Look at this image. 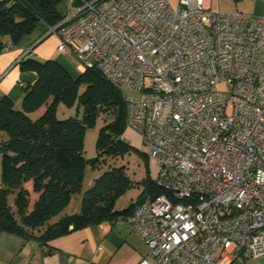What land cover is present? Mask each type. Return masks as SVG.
Returning a JSON list of instances; mask_svg holds the SVG:
<instances>
[{
	"label": "built area",
	"instance_id": "1",
	"mask_svg": "<svg viewBox=\"0 0 264 264\" xmlns=\"http://www.w3.org/2000/svg\"><path fill=\"white\" fill-rule=\"evenodd\" d=\"M49 33L123 91L158 165L163 192L126 218L149 247L138 264H219L220 248L264 261V16L92 0Z\"/></svg>",
	"mask_w": 264,
	"mask_h": 264
},
{
	"label": "trees",
	"instance_id": "2",
	"mask_svg": "<svg viewBox=\"0 0 264 264\" xmlns=\"http://www.w3.org/2000/svg\"><path fill=\"white\" fill-rule=\"evenodd\" d=\"M63 1L0 0V39L9 38L12 45H17L40 21L49 28L58 25L66 16L58 10ZM84 1L92 0L73 3L80 6ZM20 68L34 72L36 80L24 87L21 108L8 96L0 100V233L45 243L85 225L129 216L138 204L163 192L153 179L144 178L138 200L126 209L116 210L117 200L135 184L123 167L115 165L83 191L88 165L84 155L87 127L99 117L109 118L99 133V158L107 155L115 159L132 148L121 139L127 128L123 91L98 68H87L73 76L55 59L30 56L20 60ZM60 103L68 107L79 103L82 117L59 118ZM43 106L44 111L37 114ZM32 113L38 117L32 118ZM75 193H82L80 211L62 214Z\"/></svg>",
	"mask_w": 264,
	"mask_h": 264
},
{
	"label": "crops",
	"instance_id": "3",
	"mask_svg": "<svg viewBox=\"0 0 264 264\" xmlns=\"http://www.w3.org/2000/svg\"><path fill=\"white\" fill-rule=\"evenodd\" d=\"M169 1L179 4L180 0ZM70 2L71 0H64L58 5V10L67 14ZM206 5L212 11L264 16V0H206ZM50 36L48 25L40 21L17 45H12L9 38L0 39V100L8 96L16 105L22 104L24 87L36 80L34 72L20 68V60L27 56L41 60L55 59L70 73L76 64L78 71L83 72L84 68L75 56L58 49L59 37ZM44 108L45 106L41 107L37 114L42 113ZM95 178L89 180L86 188L83 185V191L93 184ZM139 188L142 189L143 185H139ZM124 194L117 200L116 210L128 208L139 197L125 199ZM80 209L79 197L78 203L73 206L71 200L62 214L78 213ZM126 218L127 215L116 216L97 224L85 225L45 243L38 239L2 232L0 264H138L144 258L150 259L148 244L139 233L132 230ZM217 255L219 264H264L261 259L224 253L223 248L218 250Z\"/></svg>",
	"mask_w": 264,
	"mask_h": 264
},
{
	"label": "rangeland",
	"instance_id": "4",
	"mask_svg": "<svg viewBox=\"0 0 264 264\" xmlns=\"http://www.w3.org/2000/svg\"><path fill=\"white\" fill-rule=\"evenodd\" d=\"M171 4L173 6H177L178 4L174 1H171ZM78 8L77 4H74L71 2L69 4V7L67 9V14L72 13L75 9ZM53 36L58 35L56 33L51 34L50 38ZM73 65V69L71 71V74L73 76H77L80 70ZM219 88H224L223 85H220ZM83 87L81 88V91H83ZM79 103H77L74 106H66L62 103L58 105L57 111H58V117L59 118H67L70 116H78L82 117V107L78 106ZM18 108H21V105H16ZM32 118H37L38 115L36 113L31 114ZM109 118L103 119L102 117H99L97 122L92 125L87 127L86 132H85V151L84 155L87 159H90L94 156L98 155V148H97V141L99 137V133L101 128L106 124V121H108ZM124 137L128 140V142L132 145V148L125 153L124 155H121L117 158H113L107 155L100 156L98 159L99 161L94 162L92 165L95 167H92V165H87L86 169V174L84 177L83 185L84 188L87 187L89 180L94 179L95 176H99L100 172H103L112 165L118 166V167H123L125 175L128 176V178L133 181L135 184L134 186L130 187L127 189L126 193L124 194L125 199L130 198L131 196L133 198H137L141 192L143 191V188L140 189L139 185H142V181L144 178H155L157 172H158V165L157 163L148 156L147 154V147L142 145V139L140 134L131 129V128H126L123 133ZM2 163H1V154H0V187L2 186ZM80 197V202L82 200L81 198V193H75L72 196V205H76L78 203V198ZM10 202L13 204V198L14 194L10 195Z\"/></svg>",
	"mask_w": 264,
	"mask_h": 264
},
{
	"label": "water",
	"instance_id": "5",
	"mask_svg": "<svg viewBox=\"0 0 264 264\" xmlns=\"http://www.w3.org/2000/svg\"><path fill=\"white\" fill-rule=\"evenodd\" d=\"M98 155L97 156H94V157H92V158H90V159H87L86 160V163L88 164V165H92L94 162H96L97 160H98Z\"/></svg>",
	"mask_w": 264,
	"mask_h": 264
}]
</instances>
